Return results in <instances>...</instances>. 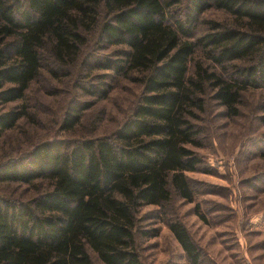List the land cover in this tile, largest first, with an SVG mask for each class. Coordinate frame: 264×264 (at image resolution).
Segmentation results:
<instances>
[{
	"label": "trees",
	"instance_id": "trees-1",
	"mask_svg": "<svg viewBox=\"0 0 264 264\" xmlns=\"http://www.w3.org/2000/svg\"><path fill=\"white\" fill-rule=\"evenodd\" d=\"M180 2L0 0V138L27 115L24 107H2L24 99L42 62L50 57L54 67L74 66L91 37L122 47L115 60L93 69L136 75L142 86L138 104L111 136L42 142L0 164V184H49L30 202L0 197V264H93L92 256L102 264H142L141 209L162 207L173 195L193 202L186 173L202 163L192 120L203 111V96L211 92L232 116L240 91H264V0H186L184 23L171 9ZM211 8L226 13L230 25L212 22L208 33L190 40L193 24ZM198 53L208 66L199 59L191 67ZM234 62L247 63L235 67L237 78L215 71L225 73ZM87 108L68 109L60 129H73ZM258 110L264 125V95ZM166 225L188 261L198 264L184 225ZM141 234L156 238L159 229Z\"/></svg>",
	"mask_w": 264,
	"mask_h": 264
},
{
	"label": "rangeland",
	"instance_id": "rangeland-1",
	"mask_svg": "<svg viewBox=\"0 0 264 264\" xmlns=\"http://www.w3.org/2000/svg\"><path fill=\"white\" fill-rule=\"evenodd\" d=\"M186 7V0H181L171 8L179 22L184 23ZM231 21L223 11L211 8L193 24L190 40L208 33L212 22L230 25ZM117 49L122 47H109L95 36L72 67H54L47 57L24 99L2 107V111L24 107L27 115L3 132L0 164L25 155L42 142L111 136L131 115L142 91L136 75L116 76L107 70L93 69L115 60ZM199 59L204 66L210 64L198 53L191 67ZM246 64L234 62L227 65L225 73L217 67L215 71L226 75V79L237 78L235 67L240 69ZM98 75L105 77L99 80ZM104 90L108 94L103 98ZM239 94L237 113L232 116L211 98V92L203 96V111L196 112L192 120L202 144L195 150L202 163L195 172L186 173L193 202L173 195L162 207L141 209L136 246L142 264H191L169 231L168 221H179L187 229L199 250L198 264H264V125L258 110L264 91L248 87ZM76 105L88 108L73 129L62 131L65 112ZM47 190V181L29 185L3 183L0 197L25 203ZM152 229H159L156 238L141 234ZM92 263L102 264L94 256Z\"/></svg>",
	"mask_w": 264,
	"mask_h": 264
}]
</instances>
